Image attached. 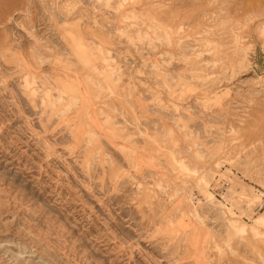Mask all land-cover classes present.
I'll list each match as a JSON object with an SVG mask.
<instances>
[{
    "label": "rangeland",
    "instance_id": "1",
    "mask_svg": "<svg viewBox=\"0 0 264 264\" xmlns=\"http://www.w3.org/2000/svg\"><path fill=\"white\" fill-rule=\"evenodd\" d=\"M0 264H264V0H0Z\"/></svg>",
    "mask_w": 264,
    "mask_h": 264
}]
</instances>
